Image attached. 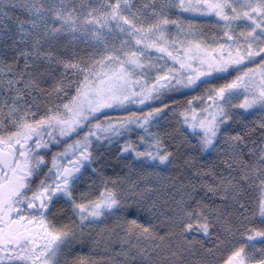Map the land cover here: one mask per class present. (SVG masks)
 I'll return each mask as SVG.
<instances>
[{
	"label": "snow or ice",
	"instance_id": "6c2138e0",
	"mask_svg": "<svg viewBox=\"0 0 264 264\" xmlns=\"http://www.w3.org/2000/svg\"><path fill=\"white\" fill-rule=\"evenodd\" d=\"M0 48V264H264V0H0Z\"/></svg>",
	"mask_w": 264,
	"mask_h": 264
},
{
	"label": "rangeland",
	"instance_id": "374dc122",
	"mask_svg": "<svg viewBox=\"0 0 264 264\" xmlns=\"http://www.w3.org/2000/svg\"><path fill=\"white\" fill-rule=\"evenodd\" d=\"M79 2V0H78ZM191 16L195 15L192 13H189ZM21 15H24V13H21ZM186 20H191V19H186ZM202 22L204 23V31L205 33L211 35L212 32L215 31L214 27H210L209 23L214 24L215 23V19L214 18H206L204 17L202 19ZM172 31L174 32V27L172 28ZM233 75H235V72L232 73ZM187 89V88H184ZM184 89H179L178 91L184 90ZM177 92V91H175ZM175 92H170L168 93V96L172 93ZM158 104V102L156 103ZM156 104H154V106H156ZM171 107V106H170ZM133 111H140L142 110L140 106H135L133 109ZM145 110V109H144ZM108 113H113V112H108ZM105 113V114H108ZM120 115V113H116V115H112V116H117ZM106 116V115H105ZM169 118L172 120V122H174V118L171 117V114H169ZM101 119H103V117H101ZM72 139H75V137H73ZM216 154L209 152V153H205L203 156L200 157L201 160L204 161H211L213 159H215ZM130 159V157H129ZM112 162V161H111ZM110 162V163H111ZM109 163V164H110ZM115 168H118V173L120 175H124L128 169L124 168L121 169L120 167L117 166L116 162L113 161ZM217 163H219V161H217ZM90 169L88 170L87 173H85L82 181H81V185H85L89 179V176L92 174L91 172H89ZM135 174H133L132 176L129 177V179L131 180H135ZM175 193L171 191V188H158L156 193H155V198L158 199L162 205L163 210H167V203H169L170 201L168 200L169 196H173ZM258 190L257 188L254 187H250L248 189V195L250 197V199L252 200V202L254 203L255 201V197L258 195ZM165 210V211H166ZM105 226H107L108 229H112L111 234H109L108 231L104 230L102 231V229H105ZM92 234V237L94 239V243L96 244V246H100L107 254L108 256L110 255H115V253L117 251H119L121 249V246L124 245L125 247H127V244L125 243V237H124V233L123 231L120 229V226H118V220L115 216H110L107 219L101 221L100 224L98 225H94L92 229L89 230ZM131 242L132 243H136V240L134 238H131Z\"/></svg>",
	"mask_w": 264,
	"mask_h": 264
},
{
	"label": "trees",
	"instance_id": "16d2710c",
	"mask_svg": "<svg viewBox=\"0 0 264 264\" xmlns=\"http://www.w3.org/2000/svg\"><path fill=\"white\" fill-rule=\"evenodd\" d=\"M0 51H3V49L0 48ZM228 78H230V77H228ZM211 82H216V81H211ZM203 88H204V85H201L200 88H198V89H195V90L184 89V90L172 93L169 96L174 100L183 101L186 98L190 99L192 96L197 95L199 92H201L203 90ZM163 102L169 103L167 98H165L163 100ZM156 106H159V103L156 104ZM169 106H171V105H169ZM136 111H138V110H136ZM105 115L106 116H112V115H116V113L113 112V113H108ZM173 123H175V121ZM68 142L70 143L71 141H68ZM118 170L119 169L115 168L114 163L112 161L108 166V174H110V175L116 174V173H118ZM168 171L172 175H176L179 172L183 171V169L181 167H172V168L168 169ZM186 176H187V172H185V177ZM182 178H184V177H182ZM173 196L178 198V193H175ZM140 218H143L142 215ZM120 229H122V226H120ZM73 247H74L76 252H78L80 255L84 256L85 258L99 259L100 257L108 256V254L99 245L96 246V244L94 243V239H93L92 235H91V238L86 240L83 244H76Z\"/></svg>",
	"mask_w": 264,
	"mask_h": 264
},
{
	"label": "flooded vegetation",
	"instance_id": "af4514ba",
	"mask_svg": "<svg viewBox=\"0 0 264 264\" xmlns=\"http://www.w3.org/2000/svg\"><path fill=\"white\" fill-rule=\"evenodd\" d=\"M134 2L135 3H146L147 2V0H134ZM178 11V10H177ZM181 15H183V17H184V19H198V20H201L202 21V19L204 18V17H201V16H198V15H190L189 13H181ZM174 30H175V28H174ZM63 149V145H61L60 147H58V148H53L52 149V152H56V151H61ZM45 171H47V169H45ZM89 172H91V169H90V171ZM62 203V202H61Z\"/></svg>",
	"mask_w": 264,
	"mask_h": 264
}]
</instances>
